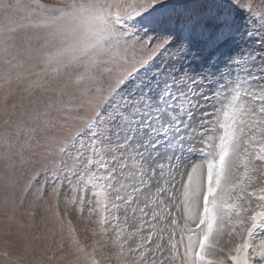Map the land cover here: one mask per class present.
Returning <instances> with one entry per match:
<instances>
[{
	"label": "snow or ice",
	"instance_id": "6c2138e0",
	"mask_svg": "<svg viewBox=\"0 0 264 264\" xmlns=\"http://www.w3.org/2000/svg\"><path fill=\"white\" fill-rule=\"evenodd\" d=\"M0 264H264V0H0Z\"/></svg>",
	"mask_w": 264,
	"mask_h": 264
}]
</instances>
